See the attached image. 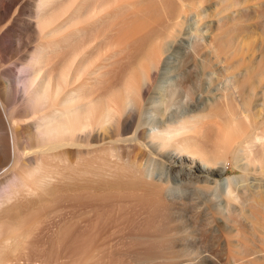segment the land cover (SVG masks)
I'll return each mask as SVG.
<instances>
[{
	"label": "bare ground",
	"instance_id": "6f19581e",
	"mask_svg": "<svg viewBox=\"0 0 264 264\" xmlns=\"http://www.w3.org/2000/svg\"><path fill=\"white\" fill-rule=\"evenodd\" d=\"M141 1L0 0V264H36L61 221L80 222L86 243L138 242L156 257L197 238L191 214L222 226L230 261H264V51L246 58L235 22L201 21L203 0H177L147 48L119 26ZM119 37L137 61L127 69ZM185 89L197 100L177 112ZM226 160L237 175L223 176Z\"/></svg>",
	"mask_w": 264,
	"mask_h": 264
},
{
	"label": "rangeland",
	"instance_id": "374dc122",
	"mask_svg": "<svg viewBox=\"0 0 264 264\" xmlns=\"http://www.w3.org/2000/svg\"><path fill=\"white\" fill-rule=\"evenodd\" d=\"M137 1L131 0V2L135 3ZM167 1L172 3L173 7L171 9L167 8ZM195 1L197 2V0ZM187 2L188 0L184 1V3ZM203 6L206 10L203 12L204 14L201 19L197 15L198 13L189 11L191 15L185 24V28L188 31L195 29L196 24L199 23V19L205 21L221 16L222 22L236 23L237 32L234 36H238V44L243 47V55L246 58L256 57L254 52H260V49L264 51V0H203ZM176 7H178L177 0H142L140 4H135L134 7L125 9L120 14L119 26L123 25L122 22H128V24L133 25L132 31L134 34L132 40L136 37L147 35L148 41L146 46L148 48L154 33L165 29L169 18H171L170 14L174 12ZM224 8L226 10H223ZM247 17H250V19ZM117 42L118 44L114 51L116 52V60L120 68L124 67L127 69L134 66L137 61L135 59H127L130 45L127 46V43L123 42L122 37H119ZM245 46L249 47V50ZM191 47L192 42L184 41L181 44L179 43L173 51L174 54L170 55L171 60L176 61V59L181 58L183 53ZM258 47L260 48L258 49ZM259 60L257 58L255 62ZM166 85L164 80L158 79L155 82V95L157 96L160 92H165L167 89ZM196 100V96L189 89H185L179 102L175 103L172 108L179 112L190 104H194ZM160 157H162L160 154L156 157L159 162L155 163L158 165H155L154 173H160L165 170V164L160 160ZM224 163L228 171L223 174L224 177L235 176L239 173L237 169H234V165L229 160H226ZM124 203L132 204V200H124ZM217 207L220 210L226 211L222 201H218ZM64 222L66 221H61L44 232L46 242L41 245L42 252L37 258L36 264H172L174 262H177V264H240L237 260L230 261L227 247L221 239L223 228L216 220L210 217L205 218L204 216L199 217V215L191 214L189 218H184V224L186 223L193 232L195 231L196 235H194L197 238L186 245L173 243L167 246L168 248L166 247V249L162 246L163 250H161L162 248H157L159 246L153 247L158 250H156L158 253H154V255L157 254L156 257L153 256V250H147L146 245L139 244L138 242L112 241L86 243L81 238L80 222H77V224H74V222L73 224L69 222L64 224ZM174 244L176 245L174 246ZM169 247L172 249H169ZM180 248H184L182 250L186 256L181 255L184 252H181ZM179 249V254L182 257L179 254L176 255ZM164 250L166 251L162 253L165 255L162 257L163 254L160 252ZM200 250L207 251L211 257L204 259L202 256L196 254ZM158 254L161 255L158 256ZM149 255L152 257H149ZM16 260L17 258L13 256L11 258L12 264H17ZM253 264H264V261H255Z\"/></svg>",
	"mask_w": 264,
	"mask_h": 264
}]
</instances>
